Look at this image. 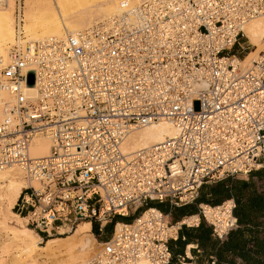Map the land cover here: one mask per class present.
Here are the masks:
<instances>
[{
	"label": "built area",
	"instance_id": "2783aa9c",
	"mask_svg": "<svg viewBox=\"0 0 264 264\" xmlns=\"http://www.w3.org/2000/svg\"><path fill=\"white\" fill-rule=\"evenodd\" d=\"M257 16L264 0H144L86 31L14 48L0 83L11 98L0 169L19 166L39 184L14 205L26 225L44 239L85 220L102 232L131 213L86 264H168L182 226L205 221L220 240L236 228L233 199L175 222L158 204L187 205L204 183L264 169V43L239 62L253 47L242 26ZM163 119L175 136L122 153L130 131ZM39 133L50 154L30 157Z\"/></svg>",
	"mask_w": 264,
	"mask_h": 264
},
{
	"label": "bare ground",
	"instance_id": "6f19581e",
	"mask_svg": "<svg viewBox=\"0 0 264 264\" xmlns=\"http://www.w3.org/2000/svg\"><path fill=\"white\" fill-rule=\"evenodd\" d=\"M144 0H22L16 14L15 0H0V83L6 79L3 69L12 62L14 48L25 49L29 43H37L50 37L65 38L86 31L99 22L129 11ZM242 30L252 48L239 59L240 67L250 64L264 43V16L249 19ZM1 85V84H0ZM26 93L36 95V87L27 85ZM8 92L0 86V122L5 112V102L10 101ZM172 121L160 120L130 131L124 139L123 154L145 149L177 134ZM51 138L36 134L28 146L30 157H45L50 154ZM28 186L38 187L36 180L26 177L19 166L0 169V228L8 238L0 248V264L4 256L13 257V262L24 264H86L99 251V243L90 231V222L85 220L66 233L43 239L34 229L26 225V217L19 215L13 207ZM197 218L196 215L193 217ZM169 221V217H165ZM183 221H188L183 218ZM118 223H121L118 221ZM173 225L172 229H176ZM39 236H37L35 233ZM172 236L176 234L173 232ZM141 264H147L142 261Z\"/></svg>",
	"mask_w": 264,
	"mask_h": 264
},
{
	"label": "crops",
	"instance_id": "0c3cea01",
	"mask_svg": "<svg viewBox=\"0 0 264 264\" xmlns=\"http://www.w3.org/2000/svg\"><path fill=\"white\" fill-rule=\"evenodd\" d=\"M236 180L244 183L236 189L226 190V196L216 200L215 204L233 199L238 227L220 240L212 234L211 226L205 221L197 226H182L176 237L169 241L171 260L168 264H206L211 261L213 264H264V243L258 245V239L264 240V169L252 171L245 177L236 175L232 181ZM198 204L193 202L171 207L168 203H161L158 208L168 214L171 222H175L197 213ZM176 210L180 213L172 215L171 211ZM118 218L122 222H130L127 217ZM91 229L92 223V232Z\"/></svg>",
	"mask_w": 264,
	"mask_h": 264
},
{
	"label": "trees",
	"instance_id": "16d2710c",
	"mask_svg": "<svg viewBox=\"0 0 264 264\" xmlns=\"http://www.w3.org/2000/svg\"><path fill=\"white\" fill-rule=\"evenodd\" d=\"M235 176L236 175H234V176H225V177H223V178H221V179H219L217 181H214L212 183H204V184H202L200 186V188H199V193H198V196L195 199L194 203L196 202V204H198V203H206V204H210V205H216L215 204L216 200H221L223 197L226 196V194H227L226 190L228 191V190H231V189H236V188H238L239 184L244 183L243 180L232 181V180H234ZM234 182H236V183H234ZM217 204H219V203H217ZM13 210L16 212L15 207L13 208ZM162 210H164V209H162ZM118 221H123V220L119 219L118 217H115V219L111 223H107V224L104 225L102 232L99 231L97 224L92 223V229H91L92 233L100 241H105V240H102L100 238V235H102L105 232V230L108 228L109 225L112 226V228H111V232H112L114 223L118 222ZM237 227H238V221H237ZM236 228H234V229H236ZM232 230H230V231H232ZM111 232H110V234H111ZM35 234L37 236H39L37 233H35ZM47 238L48 237H45L44 239H47ZM261 243H264V240H259L258 239V245H260Z\"/></svg>",
	"mask_w": 264,
	"mask_h": 264
},
{
	"label": "rangeland",
	"instance_id": "374dc122",
	"mask_svg": "<svg viewBox=\"0 0 264 264\" xmlns=\"http://www.w3.org/2000/svg\"><path fill=\"white\" fill-rule=\"evenodd\" d=\"M15 3H16V14L18 13V2L17 0H15ZM20 3H22V0H20ZM240 42H244L243 39L240 40ZM239 176H242V177H245L246 175H243V174H239ZM151 204H155V203H151ZM17 213V212H16ZM172 215L176 216L177 213H180L179 210H176V211H171ZM129 218H132V214L129 213V216L127 217V221H131V219ZM170 219V218H169ZM111 228L112 226L109 225L108 228L105 230V232L103 233L102 237H100L102 240H106L110 235V232H111ZM40 235V234H39ZM58 234L54 235V236H57ZM41 236V235H40ZM95 236V235H94ZM7 238H8V235L6 232H4L1 228H0V248L4 246V243L7 241ZM94 239L98 242H100V240L95 236ZM97 242V243H98ZM100 246V245H99ZM13 257L11 256L10 257H6L4 256L3 258V262L2 264H19V263H16V262H13ZM24 264H29V262H26Z\"/></svg>",
	"mask_w": 264,
	"mask_h": 264
},
{
	"label": "water",
	"instance_id": "95a60500",
	"mask_svg": "<svg viewBox=\"0 0 264 264\" xmlns=\"http://www.w3.org/2000/svg\"><path fill=\"white\" fill-rule=\"evenodd\" d=\"M30 83L32 84V81Z\"/></svg>",
	"mask_w": 264,
	"mask_h": 264
}]
</instances>
